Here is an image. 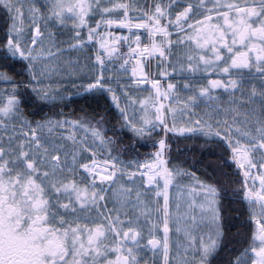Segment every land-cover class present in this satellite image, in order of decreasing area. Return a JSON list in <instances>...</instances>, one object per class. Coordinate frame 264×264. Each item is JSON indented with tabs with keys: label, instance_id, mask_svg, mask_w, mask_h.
Wrapping results in <instances>:
<instances>
[{
	"label": "snow or ice",
	"instance_id": "1",
	"mask_svg": "<svg viewBox=\"0 0 264 264\" xmlns=\"http://www.w3.org/2000/svg\"><path fill=\"white\" fill-rule=\"evenodd\" d=\"M0 264H264V0H0Z\"/></svg>",
	"mask_w": 264,
	"mask_h": 264
},
{
	"label": "trees",
	"instance_id": "2",
	"mask_svg": "<svg viewBox=\"0 0 264 264\" xmlns=\"http://www.w3.org/2000/svg\"><path fill=\"white\" fill-rule=\"evenodd\" d=\"M72 99L77 101V102L70 104L68 109H66V111L77 110V112H78L81 108H88L89 103H91V101L85 100L82 96H75V97H72ZM181 147H183V146H181ZM143 151L144 150L142 149L141 154H143ZM196 158L201 160L204 165L214 163V161H215V157L207 151H205L203 153V155L198 154ZM201 170H203V169H201Z\"/></svg>",
	"mask_w": 264,
	"mask_h": 264
},
{
	"label": "rangeland",
	"instance_id": "3",
	"mask_svg": "<svg viewBox=\"0 0 264 264\" xmlns=\"http://www.w3.org/2000/svg\"><path fill=\"white\" fill-rule=\"evenodd\" d=\"M74 57H75V54L73 53V54H72V58H74Z\"/></svg>",
	"mask_w": 264,
	"mask_h": 264
}]
</instances>
